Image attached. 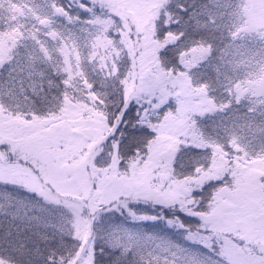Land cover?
<instances>
[{
  "label": "snow or ice",
  "instance_id": "snow-or-ice-1",
  "mask_svg": "<svg viewBox=\"0 0 264 264\" xmlns=\"http://www.w3.org/2000/svg\"><path fill=\"white\" fill-rule=\"evenodd\" d=\"M0 264H264V0H0Z\"/></svg>",
  "mask_w": 264,
  "mask_h": 264
}]
</instances>
